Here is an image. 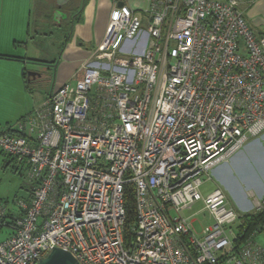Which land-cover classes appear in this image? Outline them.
<instances>
[{"label":"built area","instance_id":"2783aa9c","mask_svg":"<svg viewBox=\"0 0 264 264\" xmlns=\"http://www.w3.org/2000/svg\"><path fill=\"white\" fill-rule=\"evenodd\" d=\"M254 1L114 7L73 80L0 128V150L29 182L28 196L0 198V234L11 229L0 264L55 247L80 264H264V224L246 234L225 191L202 189L264 131V32L244 8ZM199 201L213 219L201 234L181 213Z\"/></svg>","mask_w":264,"mask_h":264},{"label":"crops","instance_id":"0c3cea01","mask_svg":"<svg viewBox=\"0 0 264 264\" xmlns=\"http://www.w3.org/2000/svg\"><path fill=\"white\" fill-rule=\"evenodd\" d=\"M71 5L62 6L61 10L67 17L60 20L54 18V12L59 8L57 0H0V128H6L13 122L32 112L49 92L58 89L65 82L73 80L80 66L88 59L93 50L102 42L108 29L112 11L116 5L126 4L137 13L144 14L148 6L147 0H71ZM70 7V9H68ZM245 15L252 27L258 32H264V0H255L246 5ZM53 24L62 30V50L58 60L42 51L38 41L40 34L48 35L46 25ZM43 30V32H42ZM45 52V56H42ZM42 57V58H40ZM51 57V58H50ZM49 67L54 74L51 90L47 94L40 92L38 79H47ZM34 74L28 77L27 72ZM27 75V77H26ZM247 142H249L247 144ZM246 144L229 160L221 162L212 168L210 176L215 187H221L231 205L239 212L249 213L252 207L258 210L264 207V187L259 192L245 188L249 197H255L253 206L249 203L239 204L235 200V192L229 186L224 175L216 173L219 166L230 163L241 152H245L249 144L254 145L255 154L251 157V168L258 174L263 162L260 159L262 145L264 146V131L250 138ZM263 150V149H262ZM264 151V150H263ZM5 166L14 165L15 159L0 150ZM257 158L260 163L257 165ZM19 169L20 166L18 165ZM25 169V167L23 166ZM23 170V169H22ZM213 179V178H212ZM214 187V188H215ZM28 190V188H27ZM211 191V190H210ZM209 192V191H208ZM29 195V191L25 196ZM236 201V202H235ZM237 203V204H236ZM241 205V206H238ZM239 207V208H238Z\"/></svg>","mask_w":264,"mask_h":264},{"label":"rangeland","instance_id":"374dc122","mask_svg":"<svg viewBox=\"0 0 264 264\" xmlns=\"http://www.w3.org/2000/svg\"><path fill=\"white\" fill-rule=\"evenodd\" d=\"M48 35L46 38L42 34H40V40L38 41L42 51H47L49 56H55L57 59H52L53 61L58 60L60 56V52L63 48L62 40H64L62 36V30H58L56 26L53 24L46 25ZM62 31V32H61ZM43 32V30H42ZM42 56H45V52L41 53ZM54 57V58H55ZM42 58V57H40ZM51 58V57H50ZM50 71H48L47 79L43 77L42 79H38V88L40 92L43 94H47L48 90H51L50 87L52 83V77L54 74L53 67H49ZM16 122V121H15ZM14 123V122H13ZM249 142H247L248 144ZM254 145L259 144H249V148L245 152H241L235 158L231 160L230 163L223 164L219 166L215 171L216 173L222 174L225 176L227 183L235 192V200L239 202V204L249 203L250 206H253V202L255 197H249L245 193V188H252L256 192H259L264 187V174H258L254 172V168H251V159L255 154ZM260 147V146H259ZM264 146L262 145L260 152V159L263 162V166L261 168L264 171ZM260 159L257 158V165L260 163ZM2 157L0 154V198L3 200H9L13 202L14 199L18 197L25 196L28 192V180L26 179L25 173L26 170L23 166H19L17 163L14 165L5 166L1 161ZM251 163V164H250ZM221 164V163H220ZM219 164V165H220ZM254 165V164H253ZM23 169V170H22ZM212 174V172H211ZM215 178L216 175L214 174ZM213 178V179H212ZM212 175L210 179H207L203 184V192L206 193L212 190L215 187V179ZM235 201V202H236ZM237 204V203H236ZM204 204L202 201H199L194 205L191 209H183L181 211L182 215L188 217L193 222V226L198 234L202 233V230L205 225L213 222L212 217L210 216L208 211H205L203 208ZM241 206V205H238ZM260 207V206H259ZM239 208V207H238ZM263 208V207H262ZM251 212L257 211L255 207H252ZM10 228L5 227L0 234V239L5 238L10 233ZM257 240L264 244V231L259 232L257 235Z\"/></svg>","mask_w":264,"mask_h":264},{"label":"water","instance_id":"95a60500","mask_svg":"<svg viewBox=\"0 0 264 264\" xmlns=\"http://www.w3.org/2000/svg\"><path fill=\"white\" fill-rule=\"evenodd\" d=\"M71 0H57L59 8L54 12V18L59 19L61 16L67 17L66 13L61 10L62 6L70 5ZM67 6V5H66ZM34 74L31 71L27 72L28 77ZM35 264H80L78 259L68 250L60 247H55L47 253V255L40 258Z\"/></svg>","mask_w":264,"mask_h":264},{"label":"trees","instance_id":"16d2710c","mask_svg":"<svg viewBox=\"0 0 264 264\" xmlns=\"http://www.w3.org/2000/svg\"><path fill=\"white\" fill-rule=\"evenodd\" d=\"M126 204L129 212V218L132 221L135 218V197L132 184L127 186ZM243 219V225L247 230L246 234H250V232L254 230L258 225L264 224V207L254 212L245 213L243 215Z\"/></svg>","mask_w":264,"mask_h":264},{"label":"flooded vegetation","instance_id":"af4514ba","mask_svg":"<svg viewBox=\"0 0 264 264\" xmlns=\"http://www.w3.org/2000/svg\"><path fill=\"white\" fill-rule=\"evenodd\" d=\"M71 5V4H70ZM68 9H70V7H68Z\"/></svg>","mask_w":264,"mask_h":264}]
</instances>
